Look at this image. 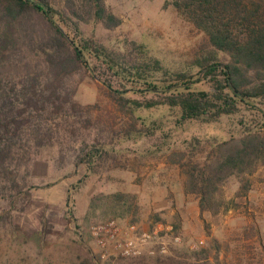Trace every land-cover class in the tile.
I'll use <instances>...</instances> for the list:
<instances>
[{
	"label": "trees",
	"instance_id": "trees-1",
	"mask_svg": "<svg viewBox=\"0 0 264 264\" xmlns=\"http://www.w3.org/2000/svg\"><path fill=\"white\" fill-rule=\"evenodd\" d=\"M170 3L207 38L187 67L175 71L135 39L124 37L111 45L85 33L82 24L92 19L108 30L122 24L105 0H0V200L15 203L35 188L20 174L22 166L32 160L33 147L49 139L48 132L66 131L67 115L54 114L48 100L62 99L63 75L89 73L100 77L108 97L128 119L117 129L104 124L99 132L107 134L85 143L76 158L86 171L80 183L107 169L121 140L156 133L158 120L147 122L138 114L141 109L167 106L181 126L217 122L246 105L258 111V118L237 134L227 139L194 136L183 149L168 154L169 163L185 176L186 193L197 196L201 214L217 215L240 205L237 198L251 189L249 176L264 163V109L253 104L264 105V0H167L164 6ZM203 80L210 86L197 85ZM130 91L154 96L142 99ZM55 107L61 110L64 104ZM234 175L240 186L226 200L225 185ZM71 196L69 190L67 204ZM139 209L135 192H100L90 197L87 214L97 222L130 218L138 224ZM155 217L161 221L159 214ZM180 228L175 223L174 234L180 235ZM77 235V264H226L220 246L211 245L180 246L165 255L112 254L101 260L86 238Z\"/></svg>",
	"mask_w": 264,
	"mask_h": 264
},
{
	"label": "rangeland",
	"instance_id": "rangeland-1",
	"mask_svg": "<svg viewBox=\"0 0 264 264\" xmlns=\"http://www.w3.org/2000/svg\"><path fill=\"white\" fill-rule=\"evenodd\" d=\"M105 1L122 18V24L108 30L100 20L92 19L82 24L85 33L111 45L124 37L144 43L169 71L185 69L195 50L207 41L206 35L182 19L171 3L164 6L167 0ZM62 80V99L51 97L48 104L54 114L67 115L66 131L48 132L49 139L33 147L32 160L22 166L20 174L35 188L15 203L0 200V264H77L73 243L77 232L101 260L118 254L109 249L106 257L101 256L90 232L97 220L87 214L91 196L115 191L138 194L142 231L159 228L150 246L152 255L170 254L180 246L193 249L211 245L220 246L226 264H264V163L249 176L251 189L245 197L237 198L240 205L212 215L201 214L197 196L185 191L184 174L168 161L172 150L183 149L194 136L227 139L237 134L243 125L258 118L256 109L241 105L238 113L217 122L188 121L181 126L176 123V112L167 106L141 109L138 114L147 122L158 120L156 133L121 140L107 169L88 175L80 183L86 171L76 165V158L85 143L106 135L99 132L104 124L117 129L128 118L108 97L100 77L98 80L83 73L63 75ZM197 85L210 86L207 80ZM128 93L142 99L154 96L140 91ZM60 102L64 107L58 110L55 106ZM253 104L264 109L262 103ZM72 184L78 187L72 189ZM239 186V178L231 176L225 185V199L234 198ZM69 190L72 196L67 204ZM156 214L160 222H155ZM129 221L118 220L122 225ZM175 223H180V235L174 234Z\"/></svg>",
	"mask_w": 264,
	"mask_h": 264
},
{
	"label": "built area",
	"instance_id": "built-area-1",
	"mask_svg": "<svg viewBox=\"0 0 264 264\" xmlns=\"http://www.w3.org/2000/svg\"><path fill=\"white\" fill-rule=\"evenodd\" d=\"M90 232L102 257L107 256L109 249L123 256H141L154 253L150 246H153V239L159 232V228L140 232L139 225L136 223L127 222L122 225L118 220L110 219L92 224ZM146 246H149L147 250H145ZM161 251L164 252L165 248Z\"/></svg>",
	"mask_w": 264,
	"mask_h": 264
},
{
	"label": "water",
	"instance_id": "water-1",
	"mask_svg": "<svg viewBox=\"0 0 264 264\" xmlns=\"http://www.w3.org/2000/svg\"><path fill=\"white\" fill-rule=\"evenodd\" d=\"M62 30H64V29H62ZM95 78L99 80V77H97L96 75H95Z\"/></svg>",
	"mask_w": 264,
	"mask_h": 264
}]
</instances>
